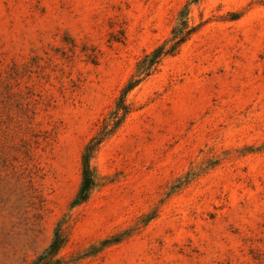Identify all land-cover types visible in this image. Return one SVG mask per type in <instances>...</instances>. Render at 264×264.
Instances as JSON below:
<instances>
[{
    "label": "rangeland",
    "instance_id": "obj_1",
    "mask_svg": "<svg viewBox=\"0 0 264 264\" xmlns=\"http://www.w3.org/2000/svg\"><path fill=\"white\" fill-rule=\"evenodd\" d=\"M197 31L84 150L138 61ZM264 264V0H0V264Z\"/></svg>",
    "mask_w": 264,
    "mask_h": 264
},
{
    "label": "trees",
    "instance_id": "obj_2",
    "mask_svg": "<svg viewBox=\"0 0 264 264\" xmlns=\"http://www.w3.org/2000/svg\"><path fill=\"white\" fill-rule=\"evenodd\" d=\"M196 31L197 28L190 26L188 19L182 17L180 23L172 33V38L151 53L144 55L138 61L135 74L122 90L115 108L103 121L100 131L91 139L84 150L82 156V183L73 203V207L87 202L91 193L96 188V176L91 162L100 146L120 129L131 113L132 108L131 105L128 104L129 94L153 76L158 71L164 59L175 56ZM63 225V222L58 224L49 246L34 260L26 264H66L64 260L59 257L60 251L67 243V236L63 229Z\"/></svg>",
    "mask_w": 264,
    "mask_h": 264
}]
</instances>
